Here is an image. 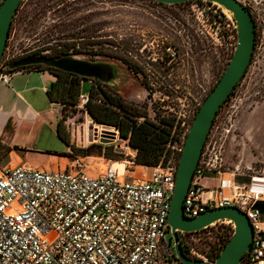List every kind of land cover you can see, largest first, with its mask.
I'll list each match as a JSON object with an SVG mask.
<instances>
[{
  "label": "built area",
  "instance_id": "2783aa9c",
  "mask_svg": "<svg viewBox=\"0 0 264 264\" xmlns=\"http://www.w3.org/2000/svg\"><path fill=\"white\" fill-rule=\"evenodd\" d=\"M190 6L200 22L197 33L224 49L230 62L238 42L231 13L204 0H193ZM10 42L9 36L0 64L4 82L9 75L5 64L13 61ZM80 100L84 108L88 97L81 95ZM203 101L194 104L189 122L177 118L168 160L155 167L137 165L128 145L124 160L108 161L98 174L80 158L56 170L0 162V264H181L168 216L180 156ZM207 151L206 144L184 200L185 217L197 218L215 208L239 209L253 228L251 250L240 264H264V218L257 207L264 201V177L248 184L237 183L235 174L225 179L220 154L215 152L211 164ZM209 174L221 178L212 189L203 186ZM179 234L188 258L209 262L207 252L183 240L189 233Z\"/></svg>",
  "mask_w": 264,
  "mask_h": 264
},
{
  "label": "rangeland",
  "instance_id": "374dc122",
  "mask_svg": "<svg viewBox=\"0 0 264 264\" xmlns=\"http://www.w3.org/2000/svg\"><path fill=\"white\" fill-rule=\"evenodd\" d=\"M239 1L251 12L256 25L254 56L244 78L213 123L206 141V159L212 164L217 152L222 159L223 178L229 179L228 174H235L237 183L248 184L255 177H264V0ZM190 7L189 4L157 6L143 0H24L10 30V57L17 61L34 54L54 58L79 54L87 60L116 63L113 57L119 55L128 60L127 47L116 49L115 39L117 35L123 40L131 38L130 22L133 19L147 18L148 22L158 24L151 28L159 29L161 23L154 17L162 13L194 14ZM197 27L200 28V22L195 20V30ZM199 35L197 83L190 69L184 72V83H171L166 89L161 84H133L127 72L121 70L120 73L117 71V81L112 88L121 92L133 111L151 118L156 115L185 117L189 122V112L194 104L207 98L229 64L224 49L213 46L204 35ZM90 87L89 82L83 83L82 93L89 91ZM56 105L59 108L58 122L61 121L69 146L51 127L37 126L28 139L26 133L24 136L19 133L17 147L24 151L63 155L64 167L80 158L97 174L105 169L108 161L124 160L125 140L120 138L119 131L95 123L82 107L81 100L75 108L63 109L60 104ZM112 131L116 132L115 137ZM208 176L216 177V174ZM233 231V224L225 221L200 236L194 233L182 238L207 252L208 261L213 263L214 249H218L219 243L227 240Z\"/></svg>",
  "mask_w": 264,
  "mask_h": 264
},
{
  "label": "water",
  "instance_id": "95a60500",
  "mask_svg": "<svg viewBox=\"0 0 264 264\" xmlns=\"http://www.w3.org/2000/svg\"><path fill=\"white\" fill-rule=\"evenodd\" d=\"M24 0H3L0 5V64L4 56L14 17ZM157 4L176 6L193 0H150ZM215 3L231 13L236 21L238 42L220 81L207 96L197 112L183 147L178 163L175 190L171 199L168 224L175 242V252L181 264H240L251 250L253 228L247 216L235 207L215 208L197 218H186L183 204L200 161L202 151L211 132L213 123L221 107L229 99L236 86L244 78L254 56L256 46V25L251 12L239 0H204ZM41 65L75 74L86 80L98 81L110 87L117 81L119 69L109 61H92L79 54H67L58 58L32 55L14 63L9 69ZM125 72H127L125 70ZM118 91V90H117ZM121 93L120 91H118ZM116 136V132H111ZM229 221L234 226V234L221 251L215 262H205L188 258L178 243L179 233L193 234L212 224Z\"/></svg>",
  "mask_w": 264,
  "mask_h": 264
},
{
  "label": "trees",
  "instance_id": "16d2710c",
  "mask_svg": "<svg viewBox=\"0 0 264 264\" xmlns=\"http://www.w3.org/2000/svg\"><path fill=\"white\" fill-rule=\"evenodd\" d=\"M190 2L191 1L176 6L190 5ZM60 53L63 54V52ZM38 55L40 56V54ZM45 57L54 58L50 56ZM58 57L59 56L55 58ZM16 62L17 61H12L5 64L8 74L22 70H42L53 74L56 80L48 89L47 96L51 103L60 104L63 109H70L78 106L80 101L79 98L82 95L83 83L89 82L91 87L87 95L88 101L84 105V109L95 123L119 131V136L121 139L125 140V145H128L135 152V163L137 165L155 167L168 160L170 155L168 145L173 139V129L177 124V118L175 116L156 115L154 118H151L146 114L144 115L137 112V110L133 111V109L129 108L127 105L124 97L121 96L116 89L101 82L86 80L75 74L61 70L44 68L41 65L10 70L9 68ZM56 132L58 136L67 143L62 130L61 121L57 123ZM120 154L123 156L122 152H120ZM120 154L116 153V155ZM122 160L117 162H121ZM233 234L234 231L227 240L219 243L221 244L220 248L214 249L216 253L212 261H215L219 257L221 251L228 244ZM183 252L187 255L186 250L183 249ZM245 257L246 255L242 260H244Z\"/></svg>",
  "mask_w": 264,
  "mask_h": 264
},
{
  "label": "flooded vegetation",
  "instance_id": "af4514ba",
  "mask_svg": "<svg viewBox=\"0 0 264 264\" xmlns=\"http://www.w3.org/2000/svg\"><path fill=\"white\" fill-rule=\"evenodd\" d=\"M190 8L194 11L193 7ZM129 16L137 17L135 14ZM154 19L160 21L161 28H151L158 24L142 17L130 22L131 38L123 40L117 35L116 49L126 46L129 58L115 56V65L127 71L128 79L133 84H161L166 89L168 84L184 83V72L188 69L195 74L197 83L200 35L195 30V14L162 13ZM29 56L32 55L24 56L21 60ZM175 73L176 76H173ZM175 93L178 94L176 90Z\"/></svg>",
  "mask_w": 264,
  "mask_h": 264
},
{
  "label": "crops",
  "instance_id": "0c3cea01",
  "mask_svg": "<svg viewBox=\"0 0 264 264\" xmlns=\"http://www.w3.org/2000/svg\"><path fill=\"white\" fill-rule=\"evenodd\" d=\"M56 78L48 71L22 70L0 81V162L5 165L28 164L41 170L64 168L63 155L30 152L16 146L20 132L29 138L37 126H49L56 131L59 108L49 101L47 91ZM82 93L83 95H88ZM70 151H67V153ZM218 176H209L205 188H215ZM205 196V195H204ZM264 218V201L257 204Z\"/></svg>",
  "mask_w": 264,
  "mask_h": 264
},
{
  "label": "bare ground",
  "instance_id": "6f19581e",
  "mask_svg": "<svg viewBox=\"0 0 264 264\" xmlns=\"http://www.w3.org/2000/svg\"><path fill=\"white\" fill-rule=\"evenodd\" d=\"M121 170L124 168V164L122 163H120L119 165H117ZM229 222V221H228Z\"/></svg>",
  "mask_w": 264,
  "mask_h": 264
}]
</instances>
